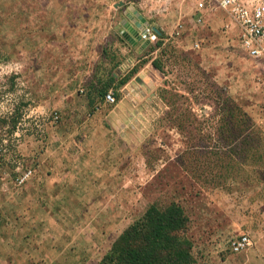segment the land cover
Wrapping results in <instances>:
<instances>
[{
  "label": "rangeland",
  "instance_id": "rangeland-1",
  "mask_svg": "<svg viewBox=\"0 0 264 264\" xmlns=\"http://www.w3.org/2000/svg\"><path fill=\"white\" fill-rule=\"evenodd\" d=\"M37 2L0 0V253L26 258L12 264H98L151 203L174 201L194 264L261 262L249 259L254 244L230 250L249 227L264 230L260 62L209 19L199 49L182 38L156 52L165 77L153 96L114 113L119 90L101 107L83 84L60 83ZM223 113H245L246 131Z\"/></svg>",
  "mask_w": 264,
  "mask_h": 264
},
{
  "label": "crops",
  "instance_id": "crops-1",
  "mask_svg": "<svg viewBox=\"0 0 264 264\" xmlns=\"http://www.w3.org/2000/svg\"><path fill=\"white\" fill-rule=\"evenodd\" d=\"M157 4H152L153 12H149L145 0H38V38H42L43 44L44 39L51 38L47 44L52 47V60L59 69L60 83L69 79L83 84L87 100L99 102L101 107L106 102L100 92L111 88L119 90L120 99L114 113H126L123 105L127 102H141L153 96L165 77L163 70L152 65V61L159 58L156 52L161 46L180 42L182 38L189 39L187 44L194 49L192 42L200 40L202 44L201 36L206 28V25L193 24V4L183 0ZM219 17L222 20L220 13L207 15L206 22ZM141 18L160 30L163 35L160 47L152 48V44L139 38ZM178 23H182L181 28ZM141 73L153 85L148 90L144 88L147 83L142 87L137 82ZM126 77L129 78L121 84ZM249 229L247 232L251 233L254 244L249 259L257 260L255 255H260L262 261L257 263L263 264L264 230L254 233L253 227ZM5 239L0 238V242H6ZM16 256L0 253V264L26 262V258Z\"/></svg>",
  "mask_w": 264,
  "mask_h": 264
},
{
  "label": "trees",
  "instance_id": "trees-1",
  "mask_svg": "<svg viewBox=\"0 0 264 264\" xmlns=\"http://www.w3.org/2000/svg\"><path fill=\"white\" fill-rule=\"evenodd\" d=\"M161 44L162 40H159L152 44V48ZM152 65L162 70L159 59H154ZM103 95L104 91L100 92V97ZM222 115L223 125L236 127L238 135L246 131L249 122L245 113ZM188 224L189 218L180 204L153 202L119 233L98 264H194L192 242L187 235Z\"/></svg>",
  "mask_w": 264,
  "mask_h": 264
},
{
  "label": "built area",
  "instance_id": "built-area-1",
  "mask_svg": "<svg viewBox=\"0 0 264 264\" xmlns=\"http://www.w3.org/2000/svg\"><path fill=\"white\" fill-rule=\"evenodd\" d=\"M168 0H145L149 6L148 11L153 12L152 4L158 3V6L167 3ZM193 4L194 11L191 14V20L196 26L206 25L207 15L221 14L222 23L219 26V32L222 36L233 39L248 58L254 59L261 64V77L259 80V89L264 95V0H183ZM154 2V3H153ZM182 23H178V28ZM139 38L150 44H155L162 40L152 26L143 25L139 33ZM200 40L192 42L194 49H199ZM106 103H114V92L108 90L103 95ZM57 117V116H55ZM31 175L28 169L15 178V184L22 185ZM253 245L250 234L241 233L230 243L231 252L238 253L244 251Z\"/></svg>",
  "mask_w": 264,
  "mask_h": 264
},
{
  "label": "water",
  "instance_id": "water-1",
  "mask_svg": "<svg viewBox=\"0 0 264 264\" xmlns=\"http://www.w3.org/2000/svg\"><path fill=\"white\" fill-rule=\"evenodd\" d=\"M140 28H143V25H147L148 22H146L145 19L141 18L140 22L138 23ZM152 29L157 33L160 34V30L156 26H152ZM146 72V70H144ZM137 82L142 85V87L145 86L144 82L147 83L148 86L144 87L145 89L151 88L153 85L151 81L147 78V76L144 73H141L140 78L137 79Z\"/></svg>",
  "mask_w": 264,
  "mask_h": 264
}]
</instances>
